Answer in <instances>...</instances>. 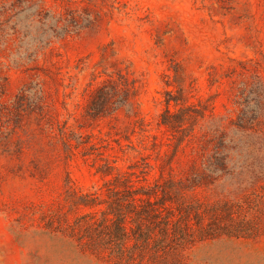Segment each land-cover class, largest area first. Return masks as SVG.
I'll use <instances>...</instances> for the list:
<instances>
[{
	"label": "rangeland",
	"instance_id": "374dc122",
	"mask_svg": "<svg viewBox=\"0 0 264 264\" xmlns=\"http://www.w3.org/2000/svg\"><path fill=\"white\" fill-rule=\"evenodd\" d=\"M260 84L264 0H0V264H103L64 228L67 191L101 186L105 159L208 177L186 194L215 237L149 264H264L263 170L229 143L254 136L264 157L235 125ZM179 90L171 109L203 117L178 145L159 120ZM223 152L241 158L216 171Z\"/></svg>",
	"mask_w": 264,
	"mask_h": 264
},
{
	"label": "trees",
	"instance_id": "16d2710c",
	"mask_svg": "<svg viewBox=\"0 0 264 264\" xmlns=\"http://www.w3.org/2000/svg\"><path fill=\"white\" fill-rule=\"evenodd\" d=\"M243 85L235 100L240 108L237 131L244 135L257 134V140L264 147V94L261 87ZM263 92V91H262ZM182 90L174 99H167V107L161 114L159 125L177 133L178 145L192 134L203 113L194 104L184 105L173 111L171 102L178 106L185 103ZM254 136L247 139H230L233 152L239 146L247 148L244 163L255 164L264 174V157L259 156L252 146ZM76 144L75 148L82 145ZM70 149V148H69ZM72 152V150H71ZM89 153H84L87 156ZM175 154L170 156V160ZM209 162L216 171L237 164L239 156L217 153ZM238 160H237V159ZM236 159V160H234ZM154 166L132 164L128 170L111 164L107 159L96 168V174L103 184L83 192L74 188L67 191L66 201L77 215L66 227L68 236L83 251L94 256L103 264H149L148 260L163 261L169 257L180 261L181 252L197 241L215 237L205 224V218L190 201L186 191L201 186L207 176L195 178L192 182H176L166 178L162 170L150 177ZM211 181L213 177L209 178ZM264 179V176L263 178Z\"/></svg>",
	"mask_w": 264,
	"mask_h": 264
}]
</instances>
